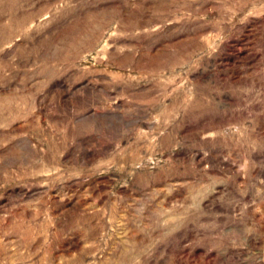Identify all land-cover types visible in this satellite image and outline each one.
<instances>
[{"label":"rangeland","instance_id":"rangeland-1","mask_svg":"<svg viewBox=\"0 0 264 264\" xmlns=\"http://www.w3.org/2000/svg\"><path fill=\"white\" fill-rule=\"evenodd\" d=\"M0 264H264V0H0Z\"/></svg>","mask_w":264,"mask_h":264}]
</instances>
